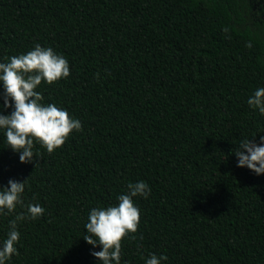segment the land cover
Returning <instances> with one entry per match:
<instances>
[{
	"label": "trees",
	"instance_id": "1",
	"mask_svg": "<svg viewBox=\"0 0 264 264\" xmlns=\"http://www.w3.org/2000/svg\"><path fill=\"white\" fill-rule=\"evenodd\" d=\"M36 44L70 68L38 86L43 102L82 128L51 154L34 143L36 167L0 133V188L27 180L25 204L45 209L18 223L6 264H97L83 240L90 209L140 180L151 194L134 198L121 264L153 253L162 264H264V175L231 154L264 134L247 104L264 87V0H0V62ZM24 211L0 216V240Z\"/></svg>",
	"mask_w": 264,
	"mask_h": 264
},
{
	"label": "clouds",
	"instance_id": "2",
	"mask_svg": "<svg viewBox=\"0 0 264 264\" xmlns=\"http://www.w3.org/2000/svg\"><path fill=\"white\" fill-rule=\"evenodd\" d=\"M69 75L68 60L51 47L40 44L27 53L0 62V133L7 147L18 154L20 163L38 165L40 152L34 150V143L51 154L65 143L73 130L81 131L78 119L71 117L64 108L45 104L43 94L37 90L42 82L52 84ZM247 104L264 116V87H258L248 97ZM255 137L240 140L231 154L236 157L238 168H247L261 176L264 175V134L259 135V143ZM26 181L9 179L7 186L0 188V216L9 215L18 207L26 210L8 222L6 237L0 240V264H6L18 254V223L35 220L45 212L39 203L25 204ZM150 194V186L140 180L128 183L127 190L117 197L116 204L90 209L83 240L92 246L90 255L97 264H121V241L136 233L139 224L140 209L134 198L147 199ZM97 247L99 251L94 250ZM142 259L144 264H162L168 257L153 253Z\"/></svg>",
	"mask_w": 264,
	"mask_h": 264
}]
</instances>
